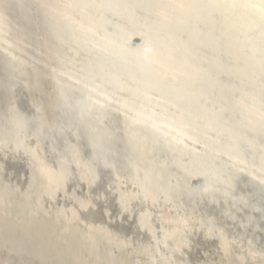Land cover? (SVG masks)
Masks as SVG:
<instances>
[{"label": "bare ground", "instance_id": "bare-ground-1", "mask_svg": "<svg viewBox=\"0 0 264 264\" xmlns=\"http://www.w3.org/2000/svg\"><path fill=\"white\" fill-rule=\"evenodd\" d=\"M37 2H38V6L41 7L42 14L44 15L46 22H47L44 24L47 25V27H48L47 29L50 31V34L52 35L51 37H53L55 39V41H57L61 45L62 49L64 50L65 55L62 53L61 56L66 57L64 62H62L63 63L62 65L66 66L67 71H66L63 78L60 76L62 72H60V74L57 75V76H59V79H61L60 84H59L60 96H61L60 101H63L62 103H64L63 105L65 106L64 107L65 112L62 110L63 111L62 113L64 114V118H63L64 120L62 122L63 124L60 122L62 125L60 126L61 128L58 129L59 131L57 132V134L60 137H63V138L66 137L65 139L68 138L67 140H69L76 134L75 130H78L79 125L84 124L85 125L84 127L88 128L90 126V125L88 126V122L89 121L92 122L93 125L91 126L89 131L87 129H85V130H87L85 132V135L87 138V140H86L87 143H84V144H86L85 146H88V148H90V150H89L86 147V149L90 151L89 153H91L92 159H90L91 155L87 152V150H85V151L87 152V154L90 155L89 161L91 160L92 163H90L89 161L88 162L90 164L94 165L93 167H95V171H97V172H95V171L94 172L97 173L98 176H100L101 179L99 178V180H101V182H100L101 184H102V177H103V180H104V178H106L109 181V179H111L112 177H113V179H116L115 176H117L119 174L121 175L122 173L123 174H129L130 177H131V175H133L132 176L133 178H134V175L139 174V173L135 174V172L138 171L137 169L134 171V168L137 166H134L132 168V166L129 165V163L124 161L127 159L123 160L120 157V155H118L120 151L118 152V154H116L115 152L112 151V148L109 147V145H110L109 141H111V139H112V134L115 133L114 131L117 132L116 129L118 128V126H116V123L117 122L118 123L125 122L127 124V127L129 126L128 128L131 127L130 131L131 130L133 131V129H134V131H137V132L140 131V133L141 132L146 133L148 140H149L146 142H149L150 147L152 146V148L153 147L157 148L156 151L160 150L162 152V154H164L170 160L171 166L168 162H166L169 164L168 166L172 167V168H169V171H170V169H173L174 167L177 168V172H178V169L181 171H184L183 169H187L189 172H191V173L193 172L194 175L196 176V177L191 176V177L196 178V179H193V180H195V182L198 181V179H200L201 181H204V183L210 182V180H211V181L220 182L218 184H221V183H223L224 185L227 183L230 184L232 182L230 179L232 178L233 173L229 169L230 166H226V164L221 165L222 163L220 164V162H218V160L220 161L219 154L222 151H224V153L225 152L231 153L232 151L235 152L239 149H241V150L243 149V151L245 150L248 154V157L250 159L249 162H252L249 164H253L254 165L253 168H255V170L251 171V174L255 177L254 178L255 181L259 182V185L264 187V0H37ZM8 7H5V8H7V10H8ZM38 9H39V7H38ZM18 11H19V9H18ZM45 19H43L44 22H45ZM14 22H16V21H14ZM21 22H23V21H21ZM8 23H10V22H8ZM23 23H25V22H23ZM30 24H32V23H30ZM17 29H18V27H17ZM19 31H21V30H19ZM40 32H42V31H40ZM11 33H12V31H11ZM21 34H22V32H21ZM21 34L18 33V35H20V36H21ZM5 35H6V33H5ZM41 38H42V36H41ZM35 39H36V37H35ZM28 40H26V41H28ZM38 41H39V39H38ZM35 43H36V41H35ZM45 43H47V42H45ZM58 43L54 42L55 45ZM59 44L57 45V47H60ZM30 45H31V43H30ZM51 45L52 44H50L49 46H51ZM58 50H60V49H58ZM55 53H56V51H55ZM30 54H32V52ZM59 57H60V55H59ZM49 65L52 66V64H49ZM62 68H59V69H62ZM27 70L28 69H26V71ZM29 70H31V69H29ZM40 70H39V72H40ZM37 71H38V69H37ZM27 73H28V71H27ZM28 76H29V74H28ZM33 80H35V79H33ZM27 93L29 94V92H27ZM38 95L36 98H39ZM20 100H22V99H20ZM52 103H54V102H52ZM7 104H8V102H7ZM63 105H61V107ZM52 106L54 107L55 105H52ZM84 122H87V125ZM91 122H90V124H91ZM113 126L114 127L116 126L117 128L115 127L114 131L112 132ZM124 130L126 131V128ZM134 131H133V133H134ZM28 132H31V131H28ZM35 132L36 131H34L33 134H30L31 137L34 135H38V134H35ZM78 132H80V131H78ZM30 135H29L28 139H30ZM117 135L118 134H116L114 137L119 138V136H117ZM119 135H123V134L121 133ZM187 135H189L188 138L190 137L189 140L187 139L186 141H183V139H186L184 137ZM52 136H54V135H52ZM52 136H51V138H53ZM83 136H84V134H83ZM22 137L24 138V137H28V136L23 135ZM126 137H128V136H126ZM1 138H3V137H1ZM79 139H81V138H79ZM83 139H85V138H83ZM144 139H146V137L143 139H140V140H144ZM190 139H192V144H193V141H194V143H198L199 141L200 142L202 141L203 144L206 145L207 148L202 149L204 152L200 150L202 153L196 152V150H194L195 149L194 146L188 145V142H190ZM7 140H8V137H7ZM27 140H25V138H24V141L27 142ZM8 141L10 142V140H8ZM11 141H12V139H11ZM113 141L111 143H114ZM173 143L174 144L177 143V145L173 146ZM213 143H214V145L217 146V149L215 148L213 150V148H210V146H212ZM83 145H82V147H84ZM142 145H145V144H142ZM147 147H149L148 144H147ZM154 148H153V150H154ZM140 151L143 152L144 149L143 150L141 149ZM160 151H158V152H160ZM213 151L215 153H213ZM124 153H126V152L124 151ZM122 155H125V154H122ZM140 156H142V154ZM162 157H163V155H162ZM65 158H66V156H65ZM6 159H5V161H6ZM45 159H46V157H45ZM131 159H129V160H131ZM69 160H70V158H69ZM72 160H74V159H72ZM66 161H68V160H66ZM221 161H222V159H221ZM229 161H230V159H229ZM229 161H228V163H229ZM17 162H19V161H17ZM51 162H52V160H51ZM77 162H78V160H77ZM132 162H130V163H132ZM243 162H245V161H243ZM60 163H61V161H60ZM78 166L79 165H77V167ZM1 168H3V167H1ZM26 168H25V170H26ZM32 169H34V166ZM61 169H63V167ZM246 170H244V171H246ZM17 171H18V169H17ZM68 171H70V169ZM174 171H175V169H174ZM174 171H172V172H174ZM22 172H24V170ZM36 172H38V171H36ZM61 172H63V171H61ZM191 173H189L188 176H190ZM56 174L58 175L59 173L56 172ZM174 174H175V172H174ZM179 175L181 176L180 173H179ZM179 175L177 177H179ZM183 175L184 174H182V176ZM185 175H187L186 172H185ZM30 176H33V175L31 174ZM234 176H236V175H234ZM184 177L187 178L186 176H184ZM90 178H91V176H90ZM22 179H24V178L22 177ZM135 179L139 180V177L138 178L136 177ZM29 180H30V178H29ZM31 180H33V179L31 178ZM35 180H33V182ZM65 180H66V178H65ZM77 180H78V178H77ZM80 180H81V177H80ZM97 180H98V178H97ZM137 180H134V184ZM171 180H172V178H171ZM176 180L178 181V179H176ZM181 180H182V178H181ZM105 181H107V180H104V183H106ZM140 181H141V178H140ZM74 182H76V181H74ZM174 182H175V179H174ZM174 182H173V184H174ZM31 183H32V181H31ZM64 183H65V181H64ZM140 183L141 182L138 181V185ZM34 184L36 186V183H34ZM67 184H69V183H67ZM194 184L195 183H193L192 186ZM6 186H7V184H6ZM48 186H45V187H48ZM86 186H88V185H86ZM86 186H85V188H86ZM176 186L177 185L175 184V188H176ZM180 186H179V189H180ZM216 186H219V185H216ZM42 187H44V186H42ZM56 187H53V188H56ZM165 187H167V186H165ZM165 187H164V189H165ZM183 187H184V189H188V187L187 188L185 187V184L181 188H183ZM189 187H191V186H189ZM206 187H205V189H206ZM209 187L210 186H208V188ZM223 187H225V186H223ZM4 188H5V186H4ZM85 188H84V191H86ZM161 188H162V186H161ZM87 189H89V187ZM164 189H162V190H164ZM179 189L177 186L175 191L177 192V190H179ZM223 189H220V190H223ZM217 190L219 192V189H217ZM17 191H19V190H17ZM41 191H43V190H41ZM62 191H63V189H62ZM79 191H77V193ZM60 193H61V191H60ZM196 194H198V193H196ZM1 195L2 194H0V198H1ZM44 195H46V194H44ZM78 195H80V194H78ZM181 195L184 196L183 194H181ZM252 195L254 196L253 199L252 198H248L246 200L243 199L244 200L243 202H240V200L238 199L239 200V202L237 204L238 210H236V212L239 215L240 221L241 222L244 221V225L242 224L243 227L251 229L252 227L254 228L256 226H261L262 229L264 230V191L263 192H257L255 190H253ZM16 196H17V194H16ZM167 196H169V195H167ZM171 197H173V196L171 195ZM230 197H231V195H230ZM18 198H20V197H18ZM43 198H42V200H43ZM59 198H60V195H59ZM158 198H159V196H158ZM185 198L186 197H184V199ZM44 199H47V198H44ZM63 199H65V198H63ZM167 199H168V197H167ZM187 199L189 200V198H187ZM187 199L185 202H188ZM48 200H50L49 196H48ZM90 200H89V202H90ZM192 200L193 199H191V201ZM5 201H7V200H5ZM80 201H82V200H80ZM14 202H16V201H14ZM165 202H166V200H165ZM229 202H231V201H229ZM32 203H30V204H32ZM57 203L58 202H56V205H57ZM121 203L124 204V202H121ZM231 203H229V204H231ZM44 204H45V202H44ZM234 204H236V203H234ZM22 205H24V204L22 203ZM54 205H55V203H54ZM204 205L205 204L203 203V206ZM207 205L210 206V204H207ZM13 206H15V205H13ZM100 206H101V204H100ZM225 206L227 208V205H225ZM42 207H44V206H42ZM56 207H54V208H56ZM190 207H192V206H190ZM199 207H198V209H200ZM15 208H17V207H15ZM101 208H102V206H101ZM201 208H203V207H201ZM223 208H225V207H223ZM4 209H6V207ZM187 209H188V207H187ZM67 210H68V208H67ZM98 210H99V208H98ZM102 210L104 211L105 209H102ZM180 210H182V209H180ZM1 211H2V209H1ZM70 211H72V210H70ZM191 211H192V209H191ZM12 212H13V210H12ZM33 212H34V210H33ZM134 212H135V209H134ZM175 212H176V209H175ZM195 212H196V209H195ZM213 212H215V211H213ZM231 212H232V210H231ZM19 213H20V211H19ZM99 213H97V214L99 215ZM119 213H120V211H119ZM126 213L127 212H125V215H126ZM183 213H187V212H183ZM3 214H5V213L3 212ZM106 214L107 213L105 212L104 216ZM209 215H211V213ZM68 216H70V215H68ZM74 216H75V214H74ZM18 217H20V216H18ZM24 217L26 218V215ZM53 217H55V216H53ZM183 217H185V216L183 215ZM226 217H229V216H227V214H226ZM40 218H42V217H40ZM122 218H124V217H122ZM154 218L155 217H153V219ZM237 219H238V217H237ZM126 220H124V221H126ZM178 220H180V218ZM199 220H202V219H199ZM61 221H62V219H61ZM115 221H113V222H115ZM124 221H122V222H124ZM197 221H198V219H197ZM236 221H238V220H236ZM23 222H25V221H23ZM51 222H52V220H51ZM83 222H85V221L83 220ZM98 222H97V224H98ZM150 222H152V221H150ZM183 222H186V221H183ZM31 223H32V221H31ZM86 223L87 222H85L84 224H86ZM107 224H108V222H107ZM238 224L241 225V223H238ZM120 225L121 224H119V226ZM125 225L127 226L128 224H125ZM200 225H201V223H200ZM77 226H78V224H77ZM206 226L207 225H205V227ZM127 227H129V226H127ZM145 227H146V225H145ZM101 228L102 227H100V230H101ZM210 228H211V226H210ZM116 229H117V227H116ZM144 229H146V228H144ZM237 229H238V227H237ZM47 230H48V228H47ZM82 230H84V229L82 228ZM129 230L130 229H128V231ZM183 230H185V229H183ZM189 230H190V228H189ZM189 230H187V231H189ZM199 230H201V229H199ZM214 230L217 231L218 229H214ZM10 231H12V230H10ZM42 231H44L45 233L48 232V231L46 232L44 229H42ZM50 231H51V229H50ZM107 231H108V229H107ZM153 231H152V233H153ZM210 231H212V230H210ZM93 232H95V231L92 229V235H93ZM55 233L57 234L58 232H55ZM70 233H72V232H70ZM100 233H102V231ZM193 233H195V232H193ZM134 235H135V233H134ZM114 236H116V235H114ZM153 236H156V234ZM175 236L179 237L180 234L175 235ZM218 236H219V234H218ZM176 237H172V238H176ZM120 238H122V237H120ZM138 238H139V236H138ZM231 238H232V236H231ZM127 239L128 238H126V240ZM129 239H128V241H129ZM236 239H237V236H236ZM140 240H142V239H140ZM175 240H174V242H175ZM227 240H230V239L228 238ZM157 241H159V240H157ZM136 242L138 243V241H136ZM74 243H76V241ZM219 243H220V241H219ZM258 243H259V241H258ZM64 244H66V243H64ZM110 244H111V242H110ZM151 244H152V242H151ZM175 244H178V243H175ZM143 245H144V243H143ZM184 245H183V248H184ZM124 246H126V247L128 246V248H129V245H124ZM137 246H139V245H137ZM177 246H179V245H177ZM219 246H221V245H219ZM50 247H52V246H50ZM114 248H115V246H114ZM143 248H145V247L143 246ZM157 248H158V246H157ZM175 248H176V246H175ZM188 248L191 249V247H188ZM252 248H254V247H252ZM123 249H125V248H123ZM140 249H142V248H140ZM169 249H171V248L169 247ZM194 249H196V247ZM53 250H55V249H53ZM168 250H166V251H168ZM160 251H162V250L160 249ZM177 251H179V248L177 249ZM261 251H264V250H261ZM71 252H74V251H71ZM162 252H164V251H162ZM108 253H106V254H108ZM151 253H152V251H151ZM167 253H169V252H167ZM124 254H125V252H124ZM124 254H122V255H124ZM180 254H181V252H180ZM184 254H185V252H184ZM156 255H158V254H156ZM156 255L154 253V256H156ZM163 255H164V253H163ZM165 255H167L166 252H165ZM185 255H187V254H185ZM111 256H112V253H111ZM203 256H205V255H203ZM240 256H242V255H240ZM105 257H106V255H105ZM114 257H115V254H114ZM175 257H177V256H175ZM189 259H191V258H189ZM240 259H242V258H240ZM135 260L137 263L138 260L137 259H135ZM175 260H176V258H175ZM177 260L179 261V259H177ZM244 260H246V259H244ZM105 261L103 262V264L105 263ZM152 261H154V259ZM134 263H135V261H134ZM220 263H222V262H220ZM9 264H10V262H9Z\"/></svg>", "mask_w": 264, "mask_h": 264}, {"label": "rangeland", "instance_id": "rangeland-1", "mask_svg": "<svg viewBox=\"0 0 264 264\" xmlns=\"http://www.w3.org/2000/svg\"><path fill=\"white\" fill-rule=\"evenodd\" d=\"M0 2H1L0 3V28H1L0 29V64H1L0 65V68H1L0 69V138L3 137L0 139V150L2 151V152L0 151V194H2L1 198H0V207H1L0 208V224H1L0 225V264L1 263L4 264L5 262H6L5 264H9V262H10V264H98V263L103 264V262L106 259L108 260V261L106 260L108 263L105 261L104 264H109L110 262H111L110 264H113V263L114 264H132V263L133 264H149V263L150 264H153V263L154 264H198V263L199 264H230V263L236 264L237 262H238L237 264H240V263L241 264H264V251H261V250H264V233H263L264 230L262 229L261 226H256L254 228L252 227L253 229L243 227L242 224L244 225V221H242L243 223L240 221L239 215L236 212V210H238L237 204H238L239 200H240V202H243L244 200H246L248 198L253 199V197H254L252 195V191L254 190L252 183H253V180H255L254 179L255 177L251 174V171L255 170V168H253L254 167L253 164H249L252 162H249L250 159H249L248 154L245 150H244L245 151L244 152L243 149L242 150L239 149V150L235 151L236 153L233 151L231 153L230 152L224 153V151H222L219 154L220 161L218 160V162H220V164L222 163L221 165L226 164V166H230L229 169L233 173V176L230 179L232 182L230 184L229 183H227L225 185L223 183L218 184L220 182L211 181V180H210V182L204 183V181H201L198 178H197L198 181L195 182V180H193V179H196V178L191 177V176H195L194 173L189 172L187 169H183L184 171H181L178 169V172H177V168L174 167L173 169H170V171H169V168H172V167H170L171 166L170 160L164 154H162V152L160 150L156 151L157 148L153 147L154 148V150H153L152 146L150 147L149 142H146V141H149L146 133H144V132L140 133V131L137 132V131H134V129H133V131H134V133H133L132 130H131L132 132L130 131L131 127L128 128L129 126L127 127V124L125 122H120V123L117 122L118 124L116 123V126H118V128L115 126L117 128L116 129L117 132L114 131V129H115L114 126H113L112 132L114 131L116 134H118L117 136H119V138L117 137L118 138L117 139L116 137H114L116 134L113 133L112 139H111V141H109V143H110L109 147L112 148V151L115 152L116 154H118V152L120 151L118 155H120V157L123 160L127 159L124 161L129 163V165H131L132 168L134 166H137L134 168V171L137 169L138 171L135 172V174L136 173H139V174H136L137 176L134 175V178H133L132 177L133 175H131V177H130L129 174H123L122 173L121 175L120 174L117 175L118 177L115 176L116 179H113V177H112L111 179H109V181H108V179L104 178V180H107V181H105L106 183H104L103 177L101 176L102 177V184H101L100 183L101 180H99L100 176H98V174L95 173L97 171H95V167H93L94 165L90 164V163H92L91 160L89 161V156L91 155V153H89L90 148H88V146H85L86 144H84V143H87L86 142L87 138H86L85 132L87 130L89 131V129L93 125L92 122L87 121L88 126L90 125L88 128L84 127L85 126L84 124H81L82 126L79 125L78 130H75L76 136L74 135L69 140H67L68 138L65 139L66 137L65 138L60 137L57 134V132L59 131L58 129H60L61 128L60 126L63 124L62 122L64 120L63 119L64 114L62 112L64 111V107H65L63 105L64 103H62L63 101H60L61 96H60L59 84H60L61 79H59V76H57V75H59L60 72H62L60 76L62 78L64 77V75L67 71V68L65 65H62L63 64L62 62H64L66 57L61 56L62 53L63 54L65 53L64 50L62 49L61 45L57 41H55V39L53 37H51L52 35L50 34V31L47 29L48 28L47 25L44 24L47 22H46L44 15L42 14L41 7L38 6L37 0H0ZM37 6L39 7V9ZM5 7H8V10ZM18 9H19V11H18ZM43 19H45V22L43 21ZM14 21H16V22H14ZM21 21H23L25 23H23ZM8 22H10V23H8ZM30 23H32V24H30ZM17 27H18V29H17ZM19 30H21V31H19ZM11 31H12V33H11ZM40 31H42V32H40ZM21 32L23 35L21 34ZM5 33H6V35H5ZM18 33H20L21 36L18 35ZM41 36H42V38H41ZM35 37H36V39H35ZM38 39H39V41L40 40L41 41L39 42ZM26 40H28V41H26ZM35 41H36V43H35ZM45 42H47V43H45ZM54 42L58 43L60 45V47H57L58 44L55 45ZM30 43H31V45H30ZM50 44H52L51 45L52 47L49 46ZM36 47L37 48L39 47L40 49L39 48L37 49ZM58 49H60V50H58ZM55 51H56V53H55ZM31 52H32V54H30ZM59 55H60V57H59ZM49 64H52V66ZM24 67L26 69H28L27 70L28 73ZM59 68H62V69H59ZM29 69H31V70H29ZM37 69H38V71H37ZM39 70H40V72H39ZM28 74L30 77L28 76ZM33 79H35V80H33ZM27 92H29V94ZM37 95L39 98H36ZM20 99H22V100H20ZM7 102H8V104H7ZM52 102H54V103H52ZM52 105H55V106L53 107ZM61 105H63V106L61 107ZM87 122H84V123H86V125H87ZM90 122H91V124H90ZM122 126L123 127L125 126V127L123 128ZM125 128H126V131L124 130ZM85 129H87V130H85ZM28 131H31V132H28ZM34 131H36L37 133L35 132V134H38V135H34L31 137L30 134H33ZM78 131H80V132H78ZM120 132L123 135H119V134H121ZM83 134L85 137L83 136ZM23 135L28 136V137H24L25 140H27L29 138V135H30V139H28L27 142L24 141V138L22 137ZM52 135H54V136H52ZM51 136L53 138H51ZM126 136H128V137H126ZM188 136L189 135L185 136L184 138H186V139H183V141H186L187 139L189 140L190 137L188 138ZM7 137H8V140H10V142L7 140ZM145 137H146V139L140 140V139H143ZM79 138H81V139H79ZM83 138H85V139H83ZM11 139H12V141H11ZM112 141L114 143H111ZM199 142L194 143V141H193V144H192V139H190V142H188V145L194 146V148H195L194 150H196V152L200 153L201 151H203L202 149H205L207 147H206V145L203 144L202 141L200 143ZM142 144H145V145H142ZM147 144L149 147H147ZM82 145L85 148L82 147ZM174 145H177V143H175V144L173 143V146ZM86 147L89 150H87ZM210 148H213V150H214L215 148L217 149V146L214 145V143H213V145L210 146ZM141 149L142 150L144 149V151L143 152L140 151ZM85 150H87V152L90 155L87 154V152ZM124 151L126 153H124ZM158 151H160V152H158ZM213 153H215V152L213 151ZM122 154H125L126 156L122 155ZM141 154H142V156H140ZM162 155L164 158L162 157ZM65 156H66V158H65ZM45 157H46V159H45ZM4 158L5 159L7 158L6 161ZM69 158H70V160H69ZM72 159H74V160H72ZM90 159H92V155L90 156ZM129 159H131V160H129ZM221 159L223 162L221 161ZM229 159H230V161H229ZM51 160H52V162H51ZM59 160L61 161V163ZM66 160H68V161H66ZM77 160H78V162H77ZM17 161H19V162H17ZM228 161H229V163H228ZM243 161H245V162H243ZM130 162H132V163H130ZM166 162H168L170 164V166H168L169 164ZM77 165H79V166L77 167ZM33 166H34L35 170L32 169ZM1 167H3V168H1ZM62 167H63V169H61ZM25 168H26V170H25ZM17 169H18V171H17ZM69 169H70V171H68ZM174 169H175V171H174ZM23 170H24V172H22ZM60 170L63 172H61ZM244 170H246V171H244ZM36 171H38L39 173ZM172 171H174L176 175ZM56 172L59 174L57 175ZM185 172L187 173V175H185ZM179 173L181 174V176L179 175ZM189 173H191L190 176H188ZM31 174L34 177L30 176ZM182 174H184V175L182 176ZM178 175H179V177H177ZM234 175H236V176H234ZM90 176L92 179L90 178ZM184 176H186L188 179L185 178ZM22 177L24 179H22ZM80 177H81V180H80ZM136 177L137 178L139 177V180L135 179ZM29 178H30V180H29ZM31 178L33 180H35V179L36 180L33 182V180H31ZM65 178H66V180H65ZM77 178H78V180H77ZM97 178H98V180H97ZM140 178H141V181H140ZM171 178L173 181L171 180ZM181 178H182V180H181ZM174 179H175V182H174ZM176 179H178V181ZM134 180H137L135 182V184H134ZM31 181H32V183H31ZM64 181H65V183H64ZM74 181H76V182H74ZM138 181L141 182L139 185H138ZM173 182H174V184H173ZM34 183H36V186ZM67 183H69L70 185ZM183 183L185 184L186 188L188 187V189H184V187L181 188L182 186H184ZM191 183L192 184L195 183V184L192 186ZM6 184H7V186H6ZM175 184L178 186V189H179V186L181 185L180 189L177 190L178 193L175 191L177 188V186L175 188ZM215 184L219 185V186H216ZM3 185L5 186V188ZM86 185H88V186H86ZM42 186H44V187H42ZM45 186H48V187H45ZM85 186H86V188H85ZM161 186H162V188H161ZM165 186H167V187H165ZM189 186H191V187H189ZM208 186H210V187L208 188ZM223 186H225L226 188ZM53 187H56L57 189L53 188ZM83 187L86 189V191H84ZM88 187H89V189H87ZM164 187H165V189H164ZM205 187H206V189H205ZM61 188L63 189V191ZM40 189L43 191H41ZM162 189H164V190H162ZM217 189H219V192ZM220 189H223V190H220ZM17 190H19V191H17ZM60 191H61V193H60ZM77 191H79V192L77 193ZM180 193L183 194L184 196H182ZM196 193H198V194H196ZM16 194H17V196H16ZM44 194H46V195H44ZM78 194H80V195H78ZM166 194L169 196H167ZM59 195H60V198H59ZM171 195L173 197H171ZM230 195H231V197H230ZM32 196L33 197L35 196V197L33 198ZM48 196H49L50 200H48ZM158 196H159V198H158ZM18 197H20V198H18ZM43 197L47 198V199H44ZM167 197H168V199H167ZM184 197H186V198L184 199ZM42 198H43V200H42ZM63 198H65V199H63ZM187 198H189V200ZM186 199L188 200V202H185ZM191 199H193V200L191 201ZM5 200H7V201H5ZM80 200H82V201H80ZM89 200H90V202H89ZM165 200H166V202H165ZM14 201H16V202H14ZM229 201H231L232 203ZM44 202H45V204H44ZM56 202H58L57 205H56ZM121 202H124V204ZM22 203L24 205H22ZM30 203H32V204H30ZM54 203H55V205H54ZM203 203L205 204L204 206H203ZM229 203H231V204H229ZM234 203H236V204H234ZM100 204H101L102 208H101ZM207 204H210V206ZM13 205H15V206H13ZM225 205H227V208ZM42 206H44V207H42ZM190 206H192V207H190ZM5 207H6V209H4ZM15 207H17V208H15ZM54 207H56V208H54ZM187 207H188V209H187ZM198 207L200 209H198ZM201 207H203V208H201ZM223 207H225V208H223ZM18 208L19 209L21 208V209L19 210ZM67 208H68V210H67ZM98 208H99V210H98ZM1 209H2V211H1ZM102 209H105V210L103 211ZM134 209H135V212H134ZM175 209H176V212H175ZM180 209H182V210H180ZM191 209H192V211H191ZM195 209H196V212H195ZM12 210H13V212L14 211L15 212L13 213ZM33 210H34V212H33ZM70 210H72V211H70ZM212 210L215 212H213ZM231 210H232V212H231ZM19 211H20V213H19ZM119 211H120V213H119ZM3 212L5 214H3ZM105 212L107 214L104 216ZM125 212H127V213L129 212V213L128 214L126 213V215H125ZM183 212H187V213H183ZM97 213H99V215ZM210 213H211V215H209ZM74 214H75V216H74ZM226 214L229 217H226ZM25 215H26V218L24 217ZM68 215H70V216H68ZM183 215L185 217H183ZM18 216H20V217H18ZM53 216H55L56 218ZM236 216L238 217V219ZM40 217H42V218H40ZM122 217H124V218H122ZM153 217H155V218L153 219ZM179 218H180V220H178ZM61 219H62V221H61ZM197 219H198V221H197ZM199 219H202V220H199ZM51 220H52V222H51ZM83 220L87 223L84 224L85 222H83ZM124 220H126V221H124ZM236 220H238L239 222ZM23 221H25V222H23ZM31 221H32V223H31ZM96 221L97 222L99 221L98 224ZM113 221H115L116 223ZM122 221H124V222H122ZM150 221H152V222H150ZM183 221H186V222H183ZM107 222H108V224H107ZM118 223L121 224L122 226L121 225L119 226ZM200 223H201V225H200ZM238 223H241V225ZM77 224H78V226H77ZM125 224H128L127 226H129V227H127ZM145 225H146V227H145ZM205 225H207V226L205 227ZM210 226L212 229L210 228ZM100 227H102L101 230H100ZM116 227L119 231L116 229ZM237 227H238V229H237ZM47 228H48V230H47ZM82 228L84 230H82ZM144 228H146V229H144ZM189 228H190V230H189ZM42 229H44L46 232L47 231L48 232L45 233L44 231H42ZM50 229H51V231H50ZM92 229L95 231V232H93V235H92ZM107 229H108V231H107ZM128 229H130V230L128 231ZM183 229H185V230H183ZM186 229L189 230L190 232L187 231ZM199 229H201V230H199ZM214 229H218V230L216 231ZM10 230H12V231H10ZM210 230H212V231H210ZM101 231H102V233H100ZM152 231L154 234L152 233ZM55 232H58V233L56 234ZM70 232H72V233H70ZM193 232H195V233H193ZM134 233H135V235H134ZM155 234H156V236H153ZM179 234L182 238L180 236H179L180 238L178 236H177L178 238L175 236V235H179ZM218 234H219V236H218ZM114 235H116V236H114ZM119 236L122 238H120ZM138 236H139V238H138ZM231 236H232V238H231ZM236 236H237V239H236ZM156 237L157 238L159 237V238L157 239ZM172 237H176L177 239L172 238ZM126 238H128V239L130 238L129 241H128V239L126 240ZM228 238L230 240H227ZM140 239H142V240H140ZM157 240H159V241H157ZM174 240H175V242H174ZM75 241H76V243H74ZM136 241H138V243ZM219 241H220V243H219ZM258 241H259V243H258ZM63 242L66 244H64ZM110 242H111V244H110ZM151 242H152V244H151ZM222 242L223 243L225 242L226 244L225 243L223 244ZM143 243H144V245H143ZM175 243H178V244H175ZM113 245L115 246V248ZM124 245H129V248H128V246L126 247ZM137 245H139L140 247ZM174 245L176 246V248ZM177 245H179V246H177ZM183 245H184V248H183ZM219 245H221V246H219ZM50 246H52V247H50ZM143 246L145 248H143ZM157 246H158V248H157ZM169 247L171 249H169ZM188 247H191V249ZM195 247H196V249H194ZM252 247H254V248H252ZM123 248H125V249H123ZM140 248H142V249H140ZM178 248H179V251H177ZM53 249H55V250H53ZM160 249L164 252L160 251ZM166 250H168V251H166ZM71 251H74V252H71ZM151 251H152V253H151ZM124 252H125V254H124ZM165 252L167 255H165ZM167 252H169V253H167ZM180 252H181V254H180ZM184 252L187 255H185ZM106 253H108V254H106ZM111 253H112V256H111ZM154 253H155V255L156 254H158V255L154 256ZM163 253H164V255H163ZM201 253L205 256H203ZM114 254H115V257H114ZM122 254H124V255H122ZM105 255H106V257H105ZM240 255H242V256H240ZM175 256H177V257H175ZM175 258H176V260H175ZM189 258H191V259H189ZM240 258H242V259H240ZM135 259L138 260L137 263H136ZM153 259H154V261H152ZM177 259H179V261ZM244 259H246V260H244ZM134 261H135V263H134ZM220 262H222V263H220Z\"/></svg>", "mask_w": 264, "mask_h": 264}, {"label": "flooded vegetation", "instance_id": "flooded-vegetation-1", "mask_svg": "<svg viewBox=\"0 0 264 264\" xmlns=\"http://www.w3.org/2000/svg\"><path fill=\"white\" fill-rule=\"evenodd\" d=\"M253 189L257 192H263L264 191V187L259 185V182L253 180ZM257 186V187H256Z\"/></svg>", "mask_w": 264, "mask_h": 264}]
</instances>
